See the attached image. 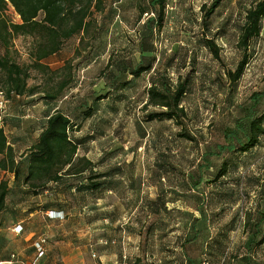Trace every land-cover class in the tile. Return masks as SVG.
Listing matches in <instances>:
<instances>
[{
    "label": "rangeland",
    "instance_id": "obj_1",
    "mask_svg": "<svg viewBox=\"0 0 264 264\" xmlns=\"http://www.w3.org/2000/svg\"><path fill=\"white\" fill-rule=\"evenodd\" d=\"M256 1L225 0L206 25L203 7L214 0H167L163 29L156 31L155 52L148 56L156 58L154 70H167L174 84L187 77L191 81L182 102L187 118L180 125L149 121L151 114L163 112L146 107L154 71L137 79L129 71L140 60L139 32L154 16L150 11L139 22V15L152 0H105L104 11L95 14L99 31L87 51L76 54V37L44 61L52 71L69 63L73 68V83L57 101L44 99V91L54 85L50 76L31 70L29 86L41 93L16 99L23 113L11 117L16 120L11 128L17 121L42 119L43 107L51 104V111L57 108L79 124L72 134L82 142L78 156L97 166L70 179L71 185L94 174L110 175L104 181L108 189L99 194L54 197L72 203L76 238L86 234L84 223L107 220L95 225L93 234L114 239L117 251L118 241L123 247L124 236L132 235V252L138 247L133 264H201L204 258L211 264H264L261 234L257 241L254 236V224L264 213V138L245 155L218 149L228 144V132L240 134L238 124L248 126L250 112L264 111V97L257 108L254 101L264 92V22L242 79L231 85L227 76L242 59L237 43ZM7 16L20 23L13 9ZM207 39L219 46L220 60L205 46ZM13 48L19 64L32 63V38H16ZM208 152L214 155H205ZM224 161L229 163L228 174L213 181ZM198 179L201 184L195 187Z\"/></svg>",
    "mask_w": 264,
    "mask_h": 264
},
{
    "label": "trees",
    "instance_id": "obj_2",
    "mask_svg": "<svg viewBox=\"0 0 264 264\" xmlns=\"http://www.w3.org/2000/svg\"><path fill=\"white\" fill-rule=\"evenodd\" d=\"M224 1L214 0L209 8L203 7L206 25ZM166 5L167 0H152L150 8L141 10L139 22L143 20L144 15L150 16V11L154 16L144 23L139 32L140 60L129 71L134 79L154 71L152 84L147 90L146 107L159 108L163 112L151 114L149 121L168 120L180 125L187 118L182 102L190 91L191 81L187 77L184 80L179 79L174 84L167 70L164 72L154 70L156 58L148 56L155 52L152 40L156 31L161 32L163 29ZM9 9L16 12L20 23H15L8 18ZM104 9L105 0H0V92L3 93L8 104L21 97L32 98L41 93L37 87L29 86L33 69L50 76V81L54 82V85L51 89L44 91V99L57 101L73 83V68L69 63L63 70L52 71L44 64V61L60 53L65 44L76 37L80 40L76 54L80 56L86 52L90 45L88 43L99 31L95 14L102 13ZM263 22L264 0H257L248 9L239 35L237 47L242 53V59L235 71L227 73L231 85L237 84L242 79L251 58L249 51L252 43L262 35ZM18 37L33 39V49L30 54L32 63L29 65H21L15 60L13 46ZM147 44H150V47H147ZM205 46L216 60L221 59L220 48L215 41L207 39ZM63 71L64 74L61 75ZM58 77L59 79L55 82ZM262 97L264 92L254 96L256 108ZM85 116L87 118L91 116L90 110ZM4 118L7 116H3ZM77 128H79L77 122L57 109L49 115L38 142L24 152L21 160L18 161L17 153L9 144L4 128L0 127V156H2L0 170L13 174L15 183L22 181L27 188L25 192H21L22 195L38 196L50 184L74 187L70 179L85 175L96 168L92 161L78 156L82 142L72 136L74 129ZM237 128L240 134L235 131L225 135L228 144L218 147L220 153L245 155L257 148L264 138V111L257 112L254 109L250 112L248 126L243 127L238 124ZM205 155H214V153L208 152ZM228 172L229 163L224 161L213 181L219 182ZM107 177H110L108 173L94 174L93 177L84 178L76 187L92 192H102L108 189V182H104L108 179ZM200 184L201 179H198L194 186L197 187ZM11 193L12 188L9 182L2 181L0 183V218ZM159 200L160 198L156 200V206ZM262 227L264 228V213L261 214L259 222L254 224L256 241L261 234L259 245L264 243ZM197 236L198 234L194 239H197ZM205 262L211 264L208 258H204L201 264Z\"/></svg>",
    "mask_w": 264,
    "mask_h": 264
},
{
    "label": "crops",
    "instance_id": "obj_3",
    "mask_svg": "<svg viewBox=\"0 0 264 264\" xmlns=\"http://www.w3.org/2000/svg\"><path fill=\"white\" fill-rule=\"evenodd\" d=\"M9 105L10 113L7 118L10 119L6 120L7 125L1 127L4 128L9 144L16 151L19 161L22 154L38 142L49 115L57 108L51 111V104H46L43 107L42 119L35 118L26 124L17 121L16 126L11 128V122L16 121L11 117H19L15 116V113L23 112L16 101H11ZM23 123L24 126L21 127ZM2 181L9 182L12 193L0 218V264H133L132 257L138 251V247L133 253L131 244L128 243L132 235L124 236L123 247L118 241L117 251L113 246L115 244L112 243L114 239L108 240L104 239V236L93 234L95 225L107 223V220H100L84 223L86 234L76 238L75 221L71 218L69 210L72 203L68 204L66 201L65 205L61 200L54 199L56 196L68 194L73 198L74 193L81 195L82 198H88L91 194L100 192L50 184L38 196L22 195L21 192H25L27 188L22 181L15 183L13 174L0 170V183ZM83 202L82 205H85L89 201ZM20 230L21 232H18ZM79 238L82 240L77 242ZM43 239L46 240L45 254L39 258L36 244Z\"/></svg>",
    "mask_w": 264,
    "mask_h": 264
},
{
    "label": "built area",
    "instance_id": "obj_4",
    "mask_svg": "<svg viewBox=\"0 0 264 264\" xmlns=\"http://www.w3.org/2000/svg\"><path fill=\"white\" fill-rule=\"evenodd\" d=\"M7 105H8V101L5 99L3 93H0V124L2 123L3 116H4V114L6 113L5 111H6ZM50 217H51V216H50ZM18 232H21V230L18 231ZM45 243H46V240L43 239V240H41L40 242H38V243L36 244V249H37V251H38V257H39V258H40V257H43L44 254H45V250H44V245H45ZM112 243H113V244H116L115 241L112 242ZM105 244H108V242H105ZM94 257H96V255H94ZM204 264H210V263L205 262Z\"/></svg>",
    "mask_w": 264,
    "mask_h": 264
}]
</instances>
